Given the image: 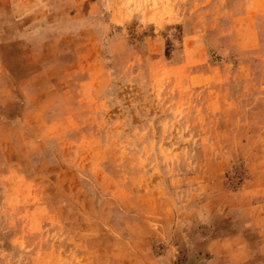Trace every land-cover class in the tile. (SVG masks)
Instances as JSON below:
<instances>
[{"label": "rangeland", "instance_id": "374dc122", "mask_svg": "<svg viewBox=\"0 0 264 264\" xmlns=\"http://www.w3.org/2000/svg\"><path fill=\"white\" fill-rule=\"evenodd\" d=\"M43 4L67 40L0 127V264L197 257L264 194V0Z\"/></svg>", "mask_w": 264, "mask_h": 264}, {"label": "crops", "instance_id": "0c3cea01", "mask_svg": "<svg viewBox=\"0 0 264 264\" xmlns=\"http://www.w3.org/2000/svg\"><path fill=\"white\" fill-rule=\"evenodd\" d=\"M43 3L44 0H5L7 11L0 14V127L33 121L30 115L47 104L49 90L42 82L53 79L52 62L59 61L58 55L65 51L56 53V49L67 40V34L61 27L55 30L54 24L59 22L56 12L46 11ZM67 64L71 65L67 76L70 79V73L76 74L74 58L68 57ZM12 107L23 109L29 118L7 115ZM7 137L12 140L11 131ZM237 213L239 217L220 228L219 235L195 246L197 257L187 256L184 264H264V194L256 200H245Z\"/></svg>", "mask_w": 264, "mask_h": 264}]
</instances>
